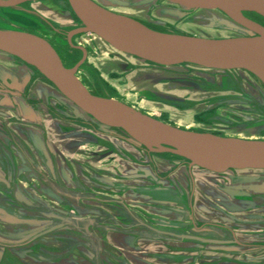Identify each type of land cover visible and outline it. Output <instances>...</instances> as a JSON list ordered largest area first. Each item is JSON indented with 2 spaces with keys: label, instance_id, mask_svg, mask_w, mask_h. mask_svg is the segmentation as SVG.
<instances>
[{
  "label": "rangeland",
  "instance_id": "374dc122",
  "mask_svg": "<svg viewBox=\"0 0 264 264\" xmlns=\"http://www.w3.org/2000/svg\"><path fill=\"white\" fill-rule=\"evenodd\" d=\"M99 1L115 13L176 34L228 38L242 36L246 30L211 8L188 10L163 0ZM43 2L32 4L31 9L34 8V11L43 14L44 19L57 21V25L68 24V20L60 15L64 10H71L66 0ZM27 19L32 20L34 24L37 22L36 18H28L17 9L0 8L1 29L27 28L26 26L32 24ZM94 43L85 41L91 51L85 65V73L80 74L90 89L98 91L101 82L104 86L102 89L105 93L112 94L115 101L144 114L153 113L149 115L184 129L207 131L205 129L208 128L198 117H205L206 113L203 111L211 105L215 106L216 102L221 104L218 105L221 107L229 105L230 103L225 102L233 100V90L237 88L233 85L242 88L239 84L244 83L236 70H217L218 72H204L209 74L205 77L208 82L204 80V83L199 84L193 80V72L201 67L187 64L169 68L156 65L152 72L143 61L138 63L132 56L129 57L131 63L128 60L121 62L115 55L111 57L112 47L101 39L97 43L102 45L103 49H97ZM93 44L94 48H90ZM115 63L121 66L116 67ZM19 69L18 60L0 52V85L6 83L20 89L18 84L22 82L15 77ZM24 73L27 74L26 83L32 81L31 77L44 78L38 74L33 75L29 69ZM169 87L178 89L169 94ZM200 89L205 91L202 98H199L200 93L196 92ZM51 92L49 94L52 95L46 93V97L52 99V103L63 101L60 93ZM210 93H217L221 100L210 96ZM21 103V100L16 101L0 94V107L12 106L13 128H22L14 113ZM221 114L223 115L222 111L211 114L210 120H217L216 116ZM78 115L80 112H75L73 117L69 115L70 118L65 116L73 122L71 125L75 126L69 135L79 141H86L84 144L76 142L75 145L78 146V159L75 162L80 170L77 176H73L69 169L60 172L63 177L54 172L52 159L49 156L45 159L38 156L36 147L31 143L26 145L28 152L30 149L29 153H33L30 155V159L32 156L34 158V161L31 159L32 164L20 163L19 157L22 155L13 150L11 172H0V183H5L3 187L8 193L1 192L10 197V203L13 205L12 208H7L9 218L4 219V223L0 222L1 242L16 247L13 245L26 241L31 236L16 238L19 236L14 231L18 229L23 232L24 228L10 224L17 220L14 213L20 214L22 218L27 214L25 221L28 223L33 220L32 217L49 221L40 225L43 227L54 225L53 221H65L68 227L46 239L29 244L24 250H8L0 264H23L13 257L14 252L23 257L31 252V256L35 257L34 254L38 255L41 247L47 254L55 255L66 264H69L67 259H72L78 264H264V171L244 170L212 174L204 170L197 171L202 168L196 167L198 169L194 168V172H177L174 177H168L169 181L168 178L162 181L161 178L169 175V172H162L164 169L180 166V170L182 168L188 171L187 164L183 160L164 154L152 153L150 158L143 148L128 142L127 136L121 130L102 127L90 117L83 115V119L82 116L78 118ZM45 120L46 118L44 122ZM220 123L218 121L216 124ZM221 129L217 130L222 131V135L243 136L241 138L250 136L249 132L243 130ZM44 132L45 137H49L51 141L56 138L63 140V134L54 135L47 129H44ZM63 133L68 134L64 131ZM24 137L34 139L29 132ZM51 147L48 146L47 152L53 151ZM65 148L72 149L71 146ZM159 170L161 172H158ZM84 172L88 173L85 175ZM190 173L195 180L194 185L197 186L196 193H192L193 182ZM159 175L162 176L160 179ZM131 185L137 189H130ZM157 186L169 187L171 190L157 192ZM18 188L23 190V194ZM20 195L25 204L18 201L21 199L18 198ZM91 197L109 202L124 199L128 208L143 223L160 230L212 238L236 237L246 246L215 247L200 246L189 241H167L148 229L132 227L136 221L115 201L103 203ZM32 198L38 201L31 202ZM171 207L185 212H175ZM88 208L92 211L88 214L90 216L79 220L78 217L89 211ZM40 226L31 223L26 227L30 231ZM107 226L111 228L110 232L106 231ZM123 235L127 237L124 238ZM28 260L24 264H28Z\"/></svg>",
  "mask_w": 264,
  "mask_h": 264
},
{
  "label": "water",
  "instance_id": "95a60500",
  "mask_svg": "<svg viewBox=\"0 0 264 264\" xmlns=\"http://www.w3.org/2000/svg\"><path fill=\"white\" fill-rule=\"evenodd\" d=\"M34 1L40 0H0V8H16ZM68 1L83 24L76 32L93 33L119 52L166 67L188 64L219 71L243 69L264 84V26L245 15L255 13L264 18V0H163L188 10H218L231 18L234 24L252 32L251 35L228 38L161 32L129 16L115 13L95 0ZM0 52L34 67L54 85L64 98L61 101L64 105H72L75 112L90 117L102 127L121 130L128 142L143 148L148 154L169 153L187 160L189 169L199 167L214 174L231 170L264 171V140L223 137L210 132L183 129L114 99L93 94L77 76L86 58L85 51L79 64L71 69L66 68L56 50L45 39L23 31L0 29ZM0 92L11 96L18 94L12 90ZM79 143L84 144L86 141ZM4 154L0 160L1 167L6 165L7 172H11L12 155L8 151ZM127 213L139 222L133 211L127 208ZM14 215L20 217L18 213ZM64 226L58 224L45 230H36L26 245ZM132 227L160 232L169 238L165 237L167 241L173 237L177 241L195 242L200 246H246L236 237L224 239L161 232L145 222Z\"/></svg>",
  "mask_w": 264,
  "mask_h": 264
},
{
  "label": "flooded vegetation",
  "instance_id": "af4514ba",
  "mask_svg": "<svg viewBox=\"0 0 264 264\" xmlns=\"http://www.w3.org/2000/svg\"><path fill=\"white\" fill-rule=\"evenodd\" d=\"M43 1L44 0L34 1V2H26V3L21 4L18 7L14 8V9L21 11L22 15L28 16V18H30V17L36 18L37 22H35V24L32 22V20L30 21L29 19H27L29 22L32 23L31 25L26 26L27 28L18 29L16 27H11V28L2 29V30L23 31V32H27L30 34L37 35V36L45 39L56 50V52L58 53L59 57L61 58L64 66L66 68H70V69L74 68L77 64H79L83 60L84 54L86 53V58H85L84 62L80 65V67L77 71L78 78L84 83V80H83V78H81L80 74H81V72L83 74L85 73V68H86L85 65H86V62L89 60V55H90V51H91V50H89V46H87L85 44V41H86V43H88L89 41L93 42V43L95 42L94 44H96V46H94V44H93L90 46V48L96 47L97 49L100 50V49H103L102 45H99L97 43V41L98 40L100 41V39H99V37H97L93 33L76 32L77 30H79L83 27V24L79 20V18L75 15V13L72 11V9L70 11L64 10V12L60 13V15L62 17L66 18L68 20V24H61L60 23L61 25L60 24L57 25L56 24L57 21H53L51 19H44V17L42 16L43 14H41L39 11H36V10L34 11L33 10L34 8L31 9L32 4L44 3ZM95 1H97V0H95ZM97 2L101 3L99 0ZM68 4H69V1H68ZM245 15L248 18H250L251 20L261 24L262 26H264V19L258 17L259 15L257 16V14L255 15V13H246ZM251 34H252V32L245 30V32L242 35H251ZM91 36H92V38H91ZM106 44H103V45L105 46ZM108 46H110V45H108ZM111 50H112V54L110 55L111 57H113V55H115V57L119 58L118 60H120L121 62L124 60H126V61L130 60L129 57H131V56L124 54L122 52H119V51L115 50L114 48H112ZM84 51H85V53H84ZM108 54H110V53L108 52ZM133 58L135 60H138L137 61L138 63L141 62L138 58H135V57H133ZM14 59H16L20 62V69H19L20 73H19L18 77L20 78V82H22L21 83L22 88H20V90H19L16 87H13V86L11 87V86L7 85L6 83H1L0 91L1 90H12L13 92L18 93L17 94L18 97H24V96L27 97L29 90H31L32 87L37 86V83H41V84H46V86H50L52 91H56L58 93V91L56 90L54 85L52 83L47 82V79L45 77L39 78V79L37 77H31L32 81L24 84L23 81H25V78H27V74L24 72L27 71L28 69L32 70V72L34 73L33 75H35V76L37 74L38 75H41V74L34 67L22 62L21 60H19L17 58H14ZM75 59H78V60L75 63H72V60H75ZM129 63H131V62L129 61ZM144 64L148 66L147 68H149L152 72H154L156 64L148 63V62H144ZM114 65L116 67L121 66L118 63H115ZM160 67H166V66H160ZM166 68H169V67H166ZM193 70H195V69H193ZM196 70L197 71L193 72V75H194L193 80L199 84L204 83V80L207 81V79L205 77L209 74H205L204 72L217 71L214 69L205 70L204 68L196 69ZM235 70L238 71L237 73H239L240 79L244 80V83L240 82L241 84H239V86L242 88H239L238 85L237 86L233 85V86L237 87L236 89L234 88V90H233L234 91V93L232 94L233 100L225 102L227 104L228 103H230V104L227 106L221 107V106H218L221 104L216 102L215 106L211 105V107H209L203 111L206 113L205 117L199 116L198 119L202 120L203 125L206 126V128H208V129H205L207 131H204V132H210V133H213L215 135H219V136H223V137H238V136H228L226 134L222 135L223 134L222 131L217 130V129L226 128V129H235L238 131L243 130V131L250 133L249 138H246V139L264 140V84L255 75H253L252 73H250L246 70H243V69H235ZM235 70H233V71H235ZM40 77H43V76L41 75ZM84 84L86 85V83H84ZM151 85L154 86L153 84H151ZM86 86L92 92L90 87L88 85H86ZM177 89L178 88L172 89L171 87H169L168 92H169V94H171L172 92H176ZM26 92H27V94H26ZM196 92H199L200 93L199 98H202L205 91L203 89H200V90H197ZM206 92H208V91L206 90ZM201 93H202V95H201ZM0 94L6 95V96H11L10 94H5V93H1V92H0ZM212 94H214V93H212ZM212 94L210 96L216 97L217 100L218 99L221 100V98H219L220 96L217 93L214 95H212ZM111 99H114V98L111 97ZM51 101H52V99L47 97L46 102L44 103V106L49 110L52 108L51 110H53L56 113V115L58 116V118L61 121H66L68 124L73 123V122H70L69 119L67 120V118H65V116H68L70 118L72 116V114L75 115V110L73 109L72 105H70V104L64 105L60 101L64 105L63 106L62 104H60V102H57V104H56V101H54V103H52ZM50 102L52 105H50ZM174 106H176V105H174ZM60 108H62V109H60ZM220 111H222L223 115L222 114L217 115L216 116L217 120H213V119L210 120L212 115L215 112L218 113ZM146 114L149 115V114H153V113H146ZM69 115H71V116H69ZM81 116L83 119H85V117H83L82 114L78 115L77 117L80 118ZM218 121H220L221 123L217 125L216 123H218ZM87 125L92 126L91 123H87ZM171 125H173V124H171ZM65 130L67 132L71 131V129H69V128H67V129L65 128ZM192 131L201 132V131H198L196 129L192 130ZM241 137H243V136H239L238 138H241ZM149 156L151 158L150 154H149ZM183 162H185L187 164V166L189 167L187 160L183 161ZM170 170L172 171V169H170ZM190 170H191L190 172H192L193 168H191ZM231 171H234V170H231ZM193 180H194V178H193ZM193 182H195V180ZM178 234H181V233H178ZM192 234L193 233H189V235H192Z\"/></svg>",
  "mask_w": 264,
  "mask_h": 264
},
{
  "label": "crops",
  "instance_id": "0c3cea01",
  "mask_svg": "<svg viewBox=\"0 0 264 264\" xmlns=\"http://www.w3.org/2000/svg\"><path fill=\"white\" fill-rule=\"evenodd\" d=\"M15 73L17 74V71H15ZM19 73H20V71H18V75H19ZM18 75H16L15 77L19 78ZM23 82H24V84H26V78H25V81H23ZM18 85L21 87V84H18ZM50 90L52 91L50 86H46V84L37 83V86L32 87V89L29 90L27 97H25V96L24 97L9 96V97H12L16 101L21 100V102H22L21 104H19V107L14 112L16 114V117L18 118V119L17 118L16 119L19 122H21L19 124H21L22 128H13V126H12V124H13V121H11L12 112H13L12 108H11L12 106L5 105V106L0 107V115H2V116H0V160L5 155L4 154L5 152L8 151L12 155L13 150H15V151L19 152V153L18 152H16V153L22 155V157H19L20 163H24L25 165L28 163L30 164L31 159L34 161V158L32 156L30 159V155L33 153H29V152H31L30 149L28 152V147L26 144L31 143L32 145H34L36 147V152H37L38 156H40L41 158H44V159L48 158V156H49V158L52 159L51 164L53 165L52 167H54V170H53L54 172H57V173H59L60 176H62V174L60 172H64V170L69 169L68 171L72 172L73 176H77L78 172H80V170H79V168L75 162V160L78 159L77 153H76L78 146L76 147L75 145H76V142L78 143L80 141H79V139H76L75 137H71L69 135V132H67L65 130V128L66 129L67 128H69V129L75 128L74 125L68 124L66 121H61L58 118V116L56 115V113L53 110H51L52 108L49 110L44 106V103L46 102V98H47L46 93H48L47 95H52V94H49V93H52ZM44 118H46L45 122H44ZM23 127H25V128H23ZM44 129H47V131L52 132L54 135L63 134V138H61L63 140H60V138L59 139L56 138L55 141H51V139L49 137L48 138L45 137L46 133L44 132ZM63 131L67 132L68 134L63 133ZM28 132L32 135V137L34 139L31 140L30 138L28 139L27 137H24ZM52 144L54 146L55 145L56 146L54 148H52L53 147ZM32 145H31V147H33ZM58 145H62V146L58 147ZM48 146H50V147L52 146L51 149L53 151L51 153H50V151L47 152L49 149ZM65 146H71L72 149L68 150L65 148ZM26 160L28 162H26ZM179 167L173 168L172 171L170 170V167H168V169H164L162 172H169V175L166 177H163V178H161L162 176L159 175V179L161 178V180L164 181L168 177L169 178L174 177L177 172H190L191 171L189 169V167H188V171L185 169H182V168L180 170ZM6 169H7L6 165L4 167H1V164H0V172H6L7 171ZM83 169H85V167ZM195 169H198V168L195 167ZM202 170H204V169L203 168L198 169L197 171H202ZM204 171L208 172L206 170H204ZM158 172H161V171L159 170ZM192 172H194V168H193ZM84 173L86 175V173H88V172H84ZM89 174L91 175L90 172H89ZM212 174H214V173H212ZM180 175H182V174H180ZM156 176H158V174ZM169 178L167 181L170 180ZM190 179L192 180V182L194 181L191 173H190ZM2 183H4V182H2ZM3 186H5V183H4V185L0 183V222L1 223H4V221H3L4 219L9 218V213L7 212V210H8L7 208L13 207V205L10 203V200H11L10 197L6 194V193H8V191H6V189ZM135 187L136 186L131 185L129 188L132 190H136L137 187L136 188ZM168 188H160L159 186H157V189L156 188L155 189L157 192H159V191L161 192V190L162 191L171 190L170 188L169 189ZM196 188H197V186L194 185V182H193L192 193H196ZM19 190H21V193L23 194V190L21 188ZM1 191L2 192L5 191L6 193H2ZM4 194H6V195H4ZM1 195H3L4 197L2 198ZM37 197H38V195H37ZM18 198H21L18 200L20 203L25 204V201L23 200V197L21 195ZM26 198H27V196H26ZM91 199L98 200V201H101L103 203H110V202L115 201V203L119 204L118 206H120L121 208L122 207L125 208L126 212H127L128 205L126 204L124 199L119 198L118 200H114V201H110V202H109V200H103L101 198L99 199V198L91 197ZM28 200H30V199H28ZM58 200H59V198L56 200V202H58ZM30 201L31 202H37L38 200H35L32 198V200H30ZM190 204H191V202H190ZM89 207L91 208L92 206L89 205ZM15 208H17V207H15ZM90 208H88L89 211L85 212L83 215H80L78 217V219L79 220H82V219L85 220L86 216H88V214L92 213ZM171 209L175 212H178V213L184 214V212H185L184 210H181V209L175 208V207H171ZM30 215H31V213H30ZM19 216L20 217H18L17 215H14V218L17 220L12 221V222L9 221L10 224H12V225H15V226L21 225V228L22 227L24 228L23 232H20L18 229L14 231V232L18 233L17 236H19V237H16L18 239L26 238L29 235H31V236L34 235L35 234L34 230H45L47 228H50V227L58 225V224L65 225L62 229H60L58 231H63L68 227V225H67V223H65V221H53V222H55L54 225H52L50 227H47V226L43 227L40 225H42L43 222L48 223L49 221L46 222L44 220L38 219L37 217H32L33 220L28 223L27 221H25L28 217L27 214L25 216H23V218L20 214H19ZM22 219H23V221H22ZM134 220L136 221L138 226H141L143 224L140 220H139V222H140L139 223L137 221L138 219L136 220L135 217H134ZM31 223L39 225L40 227H37L36 229L29 231V230H27L26 226H29ZM73 229H75V228H73ZM105 229H106V231H109V232L111 230L108 226ZM108 229H110V230H108ZM158 230H160V229H158ZM28 231L31 232V234H29ZM150 231L154 232L155 234H158L160 236V238L166 237V235H163L160 232L153 231L151 229H150ZM160 231L161 232H170V231H165V230H160ZM22 233H23V235H22ZM54 233H57V231ZM54 233L43 236L40 239H46V237L52 236V234H54ZM172 233H174V232H172ZM31 236H30V238H31ZM124 236L125 235H123V237ZM125 237H127V236H125ZM29 239H26V241H21V243L14 244L13 246H16V247H11L12 245H8V244H5L4 242L0 241V262L3 261V258L7 254V251L10 249H13V248L19 249L20 248V250L21 249L24 250V248L29 245V244L26 245L28 243ZM40 239H38V240H40ZM166 239H169V238L166 237ZM38 240H36V241H38ZM173 240H178V239L171 237V240H169V241L173 242ZM36 241H34L31 244H34ZM180 242H182V241H180ZM43 245H45V244H43ZM32 249H33V247L31 248V250ZM28 251H24V252L29 253ZM31 255L32 254L30 252V254L25 255L23 257V256H19L18 254H16L14 252L13 257L15 256V259H17L18 261L20 260V262H22L23 264L28 259L32 260V261L28 260V264H33V263H36V264H66L63 260L57 258L55 255L50 256L49 254H47L45 251H43L42 247L40 248V253L38 255L34 254L35 257H32ZM67 260H68L69 264H78L76 261H74L72 259H67Z\"/></svg>",
  "mask_w": 264,
  "mask_h": 264
},
{
  "label": "trees",
  "instance_id": "16d2710c",
  "mask_svg": "<svg viewBox=\"0 0 264 264\" xmlns=\"http://www.w3.org/2000/svg\"><path fill=\"white\" fill-rule=\"evenodd\" d=\"M67 1V4H68V0H66ZM69 5V4H68ZM70 8V7H69ZM256 15V14H255ZM258 16V15H257ZM258 17H260V18H262L261 16H258ZM262 19H264V18H262ZM145 25H147L149 28H151V29H154V30H157V31H161V32H166V33H175V32H168V31H164V30H162V29H159L158 27H155V26H153V25H149V24H145ZM177 34H179V33H177ZM78 59H75V60H72V63H75L76 61H77ZM96 82V84H98V81L97 80H95ZM47 82H49L48 80H47ZM50 83V82H49ZM99 85V84H98ZM102 88H104V86H103V84L100 82V85H99V87H98V91H94V90H92V92H93V94H95V95H97V96H100V97H104V98H111V97H114L112 94H108V92H106L105 93V91L102 89ZM101 90V91H100ZM183 128V127H182ZM184 129V128H183ZM164 155H169V156H172V157H175V158H177V159H180V160H183V161H186L185 159H183V158H180V157H178V156H174V155H172V154H169V153H164Z\"/></svg>",
  "mask_w": 264,
  "mask_h": 264
},
{
  "label": "bare ground",
  "instance_id": "6f19581e",
  "mask_svg": "<svg viewBox=\"0 0 264 264\" xmlns=\"http://www.w3.org/2000/svg\"><path fill=\"white\" fill-rule=\"evenodd\" d=\"M218 11V10H217ZM220 12V11H219ZM222 13V12H221ZM223 14V13H222ZM224 15V14H223ZM226 18H228L229 20H231L232 22H234L231 18L227 17L226 15H224ZM235 23V22H234ZM100 39V38H99Z\"/></svg>",
  "mask_w": 264,
  "mask_h": 264
}]
</instances>
